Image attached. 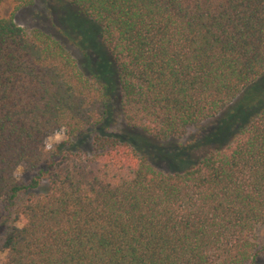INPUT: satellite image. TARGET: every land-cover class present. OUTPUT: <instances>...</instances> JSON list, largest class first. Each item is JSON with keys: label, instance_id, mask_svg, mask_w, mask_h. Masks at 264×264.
Returning <instances> with one entry per match:
<instances>
[{"label": "trees", "instance_id": "16d2710c", "mask_svg": "<svg viewBox=\"0 0 264 264\" xmlns=\"http://www.w3.org/2000/svg\"><path fill=\"white\" fill-rule=\"evenodd\" d=\"M4 1L0 264H257L264 0H58L81 63L14 22L35 0ZM240 108L225 133L183 146L180 169L154 168L136 144Z\"/></svg>", "mask_w": 264, "mask_h": 264}, {"label": "rangeland", "instance_id": "374dc122", "mask_svg": "<svg viewBox=\"0 0 264 264\" xmlns=\"http://www.w3.org/2000/svg\"><path fill=\"white\" fill-rule=\"evenodd\" d=\"M13 10V5L4 1L0 5V17L8 16ZM71 14H68V10L65 6L61 5L58 0H35L33 6L18 10L14 16V22L27 31L40 30L46 34L52 35L59 39L66 49L74 56L80 63L83 59L80 55V51L75 48L72 42L65 36V29L71 25ZM243 109H236L232 114L226 116V119L209 120L202 124L189 127L185 136L179 141H171L165 143H155L148 141L141 136H136V144L143 153L148 157L150 164L161 171H174L183 167L181 161H183V155L181 149L192 138L198 137L199 144L202 145L204 138H206L213 130H219L222 134L227 131L228 125L236 117L243 116ZM65 140V136L62 133L50 136L47 140L51 147L60 146ZM183 158V159H182ZM15 175L20 181L27 183L33 177L31 173L24 171L22 167H19ZM46 182L41 181L38 191H44L46 189ZM4 220L0 218V238L2 237V224ZM256 242L259 247L264 246V226H261L256 231ZM3 254H0L2 258ZM257 264H264V255L260 257Z\"/></svg>", "mask_w": 264, "mask_h": 264}]
</instances>
